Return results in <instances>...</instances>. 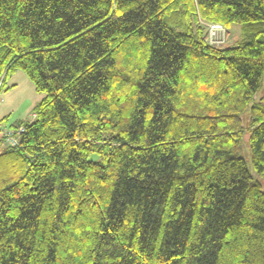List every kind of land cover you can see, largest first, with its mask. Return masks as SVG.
Returning a JSON list of instances; mask_svg holds the SVG:
<instances>
[{
	"label": "trees",
	"instance_id": "1",
	"mask_svg": "<svg viewBox=\"0 0 264 264\" xmlns=\"http://www.w3.org/2000/svg\"><path fill=\"white\" fill-rule=\"evenodd\" d=\"M18 70L0 264H264V0H0Z\"/></svg>",
	"mask_w": 264,
	"mask_h": 264
},
{
	"label": "rangeland",
	"instance_id": "2",
	"mask_svg": "<svg viewBox=\"0 0 264 264\" xmlns=\"http://www.w3.org/2000/svg\"><path fill=\"white\" fill-rule=\"evenodd\" d=\"M203 27L206 28V24H203ZM239 31L238 26L233 28L231 33L226 31V36L221 37L223 40L216 47L228 48L235 45L236 39L240 36ZM0 97L3 100L0 102V119L6 115L9 123L16 125L18 122H29L33 119V113L45 95L37 92L28 76L22 70H18L8 77ZM4 148L6 146L1 142L0 150Z\"/></svg>",
	"mask_w": 264,
	"mask_h": 264
},
{
	"label": "built area",
	"instance_id": "3",
	"mask_svg": "<svg viewBox=\"0 0 264 264\" xmlns=\"http://www.w3.org/2000/svg\"><path fill=\"white\" fill-rule=\"evenodd\" d=\"M208 35L207 40L210 44L217 46L223 39L221 37L226 36V30L220 25H207ZM0 102H3L0 97ZM25 132V128L21 127H6L0 123V140H3L8 147H16L19 145L20 139Z\"/></svg>",
	"mask_w": 264,
	"mask_h": 264
},
{
	"label": "crops",
	"instance_id": "4",
	"mask_svg": "<svg viewBox=\"0 0 264 264\" xmlns=\"http://www.w3.org/2000/svg\"><path fill=\"white\" fill-rule=\"evenodd\" d=\"M231 33V32H230ZM239 36V35H238ZM237 36V37H238ZM240 39V36L236 39L237 40V42H238V40ZM0 111H1V108H0ZM21 122H24V121H21ZM0 123H2L4 126H6V127H15L13 124H10L9 123V121L7 120V117H6V115H4V117L2 118V119H0ZM0 152H2V150H0Z\"/></svg>",
	"mask_w": 264,
	"mask_h": 264
}]
</instances>
